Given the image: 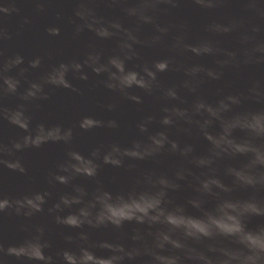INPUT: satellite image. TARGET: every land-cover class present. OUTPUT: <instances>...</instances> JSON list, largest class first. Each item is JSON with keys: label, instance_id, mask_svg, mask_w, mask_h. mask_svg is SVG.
Returning <instances> with one entry per match:
<instances>
[{"label": "water", "instance_id": "water-1", "mask_svg": "<svg viewBox=\"0 0 264 264\" xmlns=\"http://www.w3.org/2000/svg\"><path fill=\"white\" fill-rule=\"evenodd\" d=\"M0 264H264V0H0Z\"/></svg>", "mask_w": 264, "mask_h": 264}]
</instances>
